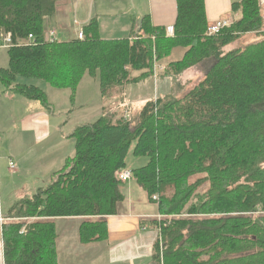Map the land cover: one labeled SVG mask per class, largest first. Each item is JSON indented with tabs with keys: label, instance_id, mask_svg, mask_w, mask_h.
Wrapping results in <instances>:
<instances>
[{
	"label": "trees",
	"instance_id": "trees-1",
	"mask_svg": "<svg viewBox=\"0 0 264 264\" xmlns=\"http://www.w3.org/2000/svg\"><path fill=\"white\" fill-rule=\"evenodd\" d=\"M63 1L0 0V36L10 34L13 44L7 48V68L0 69L4 92L50 111L46 94L17 78L67 89L71 99L85 74L98 75L100 96L109 101L120 94L117 90L148 77L167 78L173 88L146 102L134 119L121 113L120 102L112 113L74 129V158L47 187L16 201L6 213L3 263L57 264L55 219L84 218L80 243L104 241L107 217L117 215L124 201L115 174L126 169L131 151L147 159L130 171L132 179L164 218L153 221L160 228L153 264H264V22L259 0L232 3L239 19L216 36L206 33L204 0H175L172 37L145 16L130 38L101 39L93 19L83 27L82 40L49 42L43 22ZM248 34L263 38L223 51ZM176 49L182 57L161 66ZM201 64L200 81L182 86V75Z\"/></svg>",
	"mask_w": 264,
	"mask_h": 264
},
{
	"label": "rangeland",
	"instance_id": "rangeland-1",
	"mask_svg": "<svg viewBox=\"0 0 264 264\" xmlns=\"http://www.w3.org/2000/svg\"><path fill=\"white\" fill-rule=\"evenodd\" d=\"M70 3L71 0L63 1L58 9L64 8ZM58 16L60 15L57 14L56 17L58 18ZM238 19L239 16H233L228 22L231 25ZM74 20L78 19L73 17L62 22L61 26L64 28H58V32L70 31V33L66 36L61 35L56 40L70 41L72 39L73 29L76 30L80 24L78 22L77 27H74L72 24ZM53 21L52 18L43 24L44 30L48 33L50 30H57L53 26ZM248 35V37L243 36L239 42L227 48L243 44L246 40L255 42L263 38L262 36L255 37L253 34ZM75 36H77L76 33ZM172 53L173 56L163 60L161 66L168 64L172 58L179 57L178 50ZM0 60L2 62L0 64H3L0 66L7 68L8 57L5 49L0 50ZM5 60H7L6 64ZM156 72H160L159 66H156ZM138 74V72L133 73V75ZM203 74V65L201 64L194 68L190 74H187L185 79L190 80L192 84L197 83ZM17 82L40 88L46 94L52 108L50 111L46 110L38 102L15 97L10 91L6 94L4 93L5 88L0 83V206L3 212L14 201L29 198L38 189L47 187L51 175L62 169L67 160L74 158L75 142L70 135L77 126L94 123L102 115L112 113L119 106L118 104L120 102L123 104L124 101V106L129 109L127 118L134 119L144 106L145 97L154 100V96H166L172 90L169 79L148 77L140 83L126 85L124 89L117 90V93L120 94L109 101V99L100 96L97 74L95 77L85 74L72 99L69 90L54 89L40 80L19 77ZM182 84L185 85L183 79ZM16 100L20 103H15ZM126 160L128 169L137 168L147 163L145 157L135 159L131 153ZM9 162L15 169L14 174H11L9 170ZM126 184L128 183H120L121 192L125 189ZM150 203L156 206L154 202ZM171 217L169 216L165 220L170 221ZM163 219L161 218L160 221ZM32 221L33 219H30L27 223ZM158 243L159 249H161V242Z\"/></svg>",
	"mask_w": 264,
	"mask_h": 264
},
{
	"label": "crops",
	"instance_id": "crops-1",
	"mask_svg": "<svg viewBox=\"0 0 264 264\" xmlns=\"http://www.w3.org/2000/svg\"><path fill=\"white\" fill-rule=\"evenodd\" d=\"M239 1L204 0L208 25L220 19L229 21L233 16H238L231 12V4ZM259 3L264 22V0H259ZM57 14L60 15L58 18L56 17ZM145 16L149 17L150 23L153 26L163 27L166 30L173 28L176 20L175 0H71V3L64 8H57L54 16L44 20L45 22L53 18V26L57 28V30H50L49 33L44 30V37L47 40L52 32L54 33L55 40L61 35H68L70 31L60 33L58 32V28L63 29L64 27L61 26L62 22L74 17L78 20L72 22L73 26L77 27L80 24L76 30L73 29L74 35L72 39L76 38L75 33L77 35L79 29H83L93 19L97 21L101 39L117 40L130 38L132 32L137 31L141 18ZM4 49L7 51V48L2 47L0 41V50ZM232 49L234 47L230 49L225 48V52H229ZM178 51L179 57L172 58L170 62L178 61L182 57L183 51ZM172 54L171 56H173ZM6 63L7 60H5ZM4 68L0 66V69ZM194 68L182 75L180 78L182 86H184L182 79L185 84L191 83L185 77ZM170 83L173 88L171 80ZM14 96L20 98V96ZM156 98L157 96H154V99ZM150 99L149 97H145L144 101L148 102ZM15 103L20 102L16 100ZM124 103L121 105V108ZM121 108V113L123 112L124 116L127 115L129 109L126 106L125 109ZM130 153L131 151H129L128 155ZM145 165L146 163L143 166ZM126 169H128L127 165ZM133 169L136 168L133 167L128 170L131 171ZM14 173L11 172V174ZM127 183L125 189L122 190L124 201L119 205L117 215L107 217V238L104 241L91 244L80 243L79 227L84 222V218H61L54 220L57 233V264H153V246L159 237V231L157 230V226H154L153 221L157 222V217L161 216V214H159L157 206L151 205V201L146 197V194L137 185L135 180L132 179ZM15 202L10 204L5 212L2 211V207L0 206V216L5 222L6 213ZM0 264H4L2 240H0Z\"/></svg>",
	"mask_w": 264,
	"mask_h": 264
},
{
	"label": "built area",
	"instance_id": "built-area-1",
	"mask_svg": "<svg viewBox=\"0 0 264 264\" xmlns=\"http://www.w3.org/2000/svg\"><path fill=\"white\" fill-rule=\"evenodd\" d=\"M229 25L230 24H229L228 20L220 19V20H218V21H216V22H214L212 24H209L207 26L206 33H207L208 36H216V35H218L221 32V30L223 28H226ZM166 35L168 37H172L173 36V28L167 29L166 30ZM76 38L79 39V40L83 39L82 29L78 31ZM32 39H33V37L31 35H29L28 40L30 41ZM52 40H55L53 32L49 35V38L47 39V41L51 42ZM0 41L2 43V47H4V48H9L11 45H13L10 34L1 35L0 36ZM9 170L12 173H14V171H15V169H14L13 165L11 164V162H9ZM115 178L118 180V182L124 184V183H127L130 180H132V174H131L130 170H123V171L117 172L115 174ZM152 200H156V196H154L152 198ZM161 218H162L161 216H158V221H160ZM4 222H5V220L0 216V240L2 239V229H3ZM157 230L159 231V236H160V228H159V226L157 227Z\"/></svg>",
	"mask_w": 264,
	"mask_h": 264
}]
</instances>
